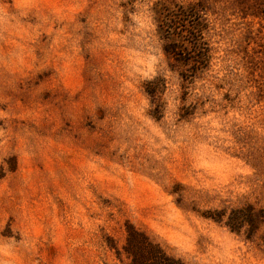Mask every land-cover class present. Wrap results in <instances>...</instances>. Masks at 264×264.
Listing matches in <instances>:
<instances>
[{
	"label": "rangeland",
	"instance_id": "obj_1",
	"mask_svg": "<svg viewBox=\"0 0 264 264\" xmlns=\"http://www.w3.org/2000/svg\"><path fill=\"white\" fill-rule=\"evenodd\" d=\"M163 6L205 68L164 53ZM129 224L264 264V0H0V264H125Z\"/></svg>",
	"mask_w": 264,
	"mask_h": 264
},
{
	"label": "trees",
	"instance_id": "obj_2",
	"mask_svg": "<svg viewBox=\"0 0 264 264\" xmlns=\"http://www.w3.org/2000/svg\"><path fill=\"white\" fill-rule=\"evenodd\" d=\"M163 7L167 11L164 19L160 20V24L162 23V28H164V32H161L164 53L183 63L193 61L196 68L197 66L205 68L210 56L207 43L203 38V29L193 24L186 25L190 18L197 19L199 14L192 7L181 10ZM166 28L169 29V32L165 34ZM228 226L232 230L237 229L233 220L228 222ZM116 255L118 257L125 255L127 258L125 264H194L167 254L158 243L151 241L143 232L138 231L130 224L127 225L123 251L116 250Z\"/></svg>",
	"mask_w": 264,
	"mask_h": 264
}]
</instances>
